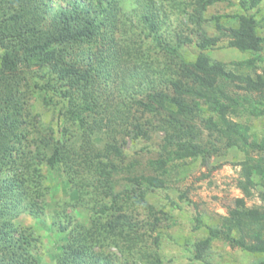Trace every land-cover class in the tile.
Instances as JSON below:
<instances>
[{
  "label": "trees",
  "instance_id": "obj_1",
  "mask_svg": "<svg viewBox=\"0 0 264 264\" xmlns=\"http://www.w3.org/2000/svg\"><path fill=\"white\" fill-rule=\"evenodd\" d=\"M217 1L0 0V264H43L39 235L17 223L22 216L51 217L64 234L59 264H169L161 242L176 219L171 205L148 194L180 180V165L231 146L252 154L239 187L249 196L257 174L264 200V144H249L248 129L234 119L264 116V12L246 13L262 11L264 0H228L244 12L204 18ZM205 21L253 57L212 59L206 50L220 37L205 30ZM193 42L199 52L189 60L181 48ZM35 89L45 93V105L62 104L60 135L54 125L31 120L26 103ZM128 126L133 140L147 127L164 131L156 159L143 164V148L124 151L120 134ZM31 127L38 128L33 137ZM45 163L69 183L63 204L49 198ZM80 207L88 211L84 218L75 213ZM257 224L264 225V203L238 198L219 227L193 243L187 264H215L211 250L219 239L264 253V245L249 243Z\"/></svg>",
  "mask_w": 264,
  "mask_h": 264
},
{
  "label": "rangeland",
  "instance_id": "obj_2",
  "mask_svg": "<svg viewBox=\"0 0 264 264\" xmlns=\"http://www.w3.org/2000/svg\"><path fill=\"white\" fill-rule=\"evenodd\" d=\"M230 1V0H229ZM262 11L251 9L246 13H254L261 15L264 12V1L260 4ZM227 12L236 14L244 12L240 5H231L228 0H218L215 4L209 6L204 18H212L214 13ZM173 21L180 22V20L173 18ZM178 24H175L178 25ZM205 30L210 35H217L220 37L213 21L203 22ZM264 35V28L261 31ZM199 49L195 42L191 44H184L181 48V53L186 59L193 60L198 54ZM206 53L214 60L223 62H231L237 60H244L252 58L249 53L232 47L226 37L221 36L218 44L206 50ZM259 66L264 70V62H260ZM105 87L107 83L105 81ZM38 94L29 97L26 103L27 111L30 113V118L36 125H54L56 134L63 130L58 127L56 122L58 108H62L59 102L54 108L42 102V95L45 94L39 89H35ZM65 100V99H64ZM237 120L244 127L246 126V141L250 144L254 140L258 143L264 144V116L249 115L245 112L243 114L235 115ZM39 126V128H40ZM131 126V125H130ZM120 134L125 138L124 151L134 152L136 149L143 148V153L138 157L143 164H146L150 159H156L159 156L161 144L164 142L165 133L161 129L154 127L151 129L147 127L143 138L140 140L131 139L128 131ZM38 130L37 127H31L30 137L35 136ZM63 132V131H62ZM133 135V132L131 133ZM99 137L106 142L104 131L99 133ZM136 141V142H135ZM32 150L34 148L32 147ZM36 151V149L34 150ZM252 154L245 153L239 150L238 147H228L224 153H213L209 155L203 162V158H198L196 161H191L184 165H180L179 176L180 180H176L168 189L158 190L154 194H148L149 200L161 204L167 202L171 205V211L176 219L173 228L164 234L161 242V254L169 264H187L193 258V243L199 239L211 235L213 227L218 228L221 223V216L227 213V208L236 206L237 199L240 197L246 198V203L249 206L263 204L264 200L261 197L260 177L257 174H252L251 178L256 183L252 188L251 194L248 196L244 194L239 187V180L244 179V166L247 164ZM258 154H253L257 156ZM128 160V159H127ZM42 179L47 185H50L49 198L57 199L56 204L65 203V199L69 197V183L65 176L51 169L46 163L42 165ZM118 187L117 190H120ZM183 194L184 198H181ZM167 196L169 199L167 201ZM75 213L79 218L87 216V209L85 207L78 208ZM50 216V215H49ZM144 215H141V217ZM19 225L25 227H33L40 238L38 246V253L41 255L43 264H59L55 257L62 249L64 243V234L59 232L57 227L52 223L51 217H37L22 216L17 220ZM260 232V236H259ZM264 225H256L255 234L249 239L250 245L263 246ZM212 261L215 264H256L258 261L264 259V253L256 252L251 249L233 248L224 240H214L212 245ZM197 264H200L197 262Z\"/></svg>",
  "mask_w": 264,
  "mask_h": 264
}]
</instances>
